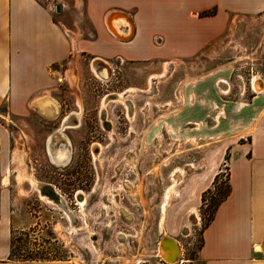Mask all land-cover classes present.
Listing matches in <instances>:
<instances>
[{
	"label": "rangeland",
	"instance_id": "obj_1",
	"mask_svg": "<svg viewBox=\"0 0 264 264\" xmlns=\"http://www.w3.org/2000/svg\"><path fill=\"white\" fill-rule=\"evenodd\" d=\"M40 1L55 15L65 13L66 23L69 20L75 29L82 15V0ZM93 64V60L83 59L72 65L67 80H60L53 97L59 105L58 114L47 116L36 111L22 119L7 118L13 134L7 178L13 258L64 260L73 264H84L87 260L93 261L88 264L101 260V264H138L135 263L138 261L157 264L149 256L157 250L165 232L181 249L176 264H202L199 250L203 231L228 192L226 162L217 187L203 194L201 206L193 213L179 208L180 192L190 176L203 169V158L208 151H215L218 157L222 147L219 144L225 137L223 115L218 108L216 135H209L214 138L206 133L210 129L208 125H212L211 118L205 120L200 135L194 130L196 126L180 128L183 121H178V116L192 114L191 109L194 111L198 103L191 96L185 103L182 94L184 90L191 95L188 89L192 84L207 78L216 82L217 103L223 104L224 100L246 105L263 94L264 15L233 24L228 38L191 60L167 64L116 60L108 80L96 74ZM255 80L263 85L260 91L254 86ZM182 107L186 113H181ZM67 112L80 113V128L69 134L83 145L78 146L76 141L78 156L66 170L50 162L45 141ZM99 136L102 156L91 158L88 150L92 144L87 143L94 137L97 138L92 142H96ZM22 152L26 155L23 169L30 178L21 176L17 166L16 157ZM33 180L53 184L64 197L72 198L76 190H84L88 204L70 207L79 223H68L67 214L57 204L42 198ZM111 217L117 218V223L107 232L105 228ZM86 218L91 228L88 231L96 229L110 234L102 241L99 253L86 248L89 241L79 230ZM131 227L142 232L137 243L118 237L120 232L136 235L137 230H123ZM69 230L71 235L66 233Z\"/></svg>",
	"mask_w": 264,
	"mask_h": 264
},
{
	"label": "crops",
	"instance_id": "obj_2",
	"mask_svg": "<svg viewBox=\"0 0 264 264\" xmlns=\"http://www.w3.org/2000/svg\"><path fill=\"white\" fill-rule=\"evenodd\" d=\"M82 2V15L72 29L65 13L55 15L40 0H0V264H73L13 258L7 183L13 134L7 118L39 112V103L53 100L60 80H67L72 65L83 59H99L110 67L116 60L184 62L228 38L233 24L264 15V0ZM215 86V80L207 78L192 84L191 95L183 90L185 103L189 96L198 103L192 114L178 116L183 121L180 128L196 126L200 135L205 120L211 118L206 133L214 138L209 135H216L215 114L220 108L225 137L218 157L208 151L203 169L186 181L179 208L190 214L199 209L203 194L219 183L226 162L229 194L203 231L199 259L202 264H264V93L246 105L224 100L221 104ZM53 101L49 116L58 114L59 105Z\"/></svg>",
	"mask_w": 264,
	"mask_h": 264
},
{
	"label": "flooded vegetation",
	"instance_id": "obj_3",
	"mask_svg": "<svg viewBox=\"0 0 264 264\" xmlns=\"http://www.w3.org/2000/svg\"><path fill=\"white\" fill-rule=\"evenodd\" d=\"M75 114V112H71L68 114V112L66 113V115H64L62 118V120L60 121L59 125L57 126V128L53 129V132L46 138V141H45V152H46V155L48 157V159L50 160V154L48 152V140L51 136H53V134H55L56 132L60 131L61 130V127L63 125V123L65 122L66 124L69 123L70 125H68V127L66 129H64V132H65V135L68 137L69 141H70V147H71V156L69 158V161L64 164V165H55V163H53L51 160L50 162H52V164L56 167H60V168H64V169H68V167H70L73 163V159L77 158V145L76 143L79 141V145L78 146H81L83 145V143L80 142V140H77L76 137L72 136L71 134H69V131L71 130H76L78 128H80V120L76 119L75 121H67L69 117H73ZM67 119V120H66ZM101 134V133H100ZM97 137H94V138H91V140L93 141V139H95ZM100 138V136H99ZM102 138L100 139H96V142H92V141H89L87 144L91 143L92 146L90 148V150H88L89 152V155L91 158H93V156L95 157H101L102 156V142H99L101 141ZM83 141L87 142L86 139H82ZM77 141V142H76ZM78 144V143H77ZM41 183H44V184H50V183H47V182H41ZM50 185H53V184H50ZM54 186V185H53ZM55 187V186H54ZM56 188V187H55ZM57 190V188H56ZM57 192L61 195L62 199L65 200L68 208L70 209L71 211V214H73V211L71 210V206L74 204V206L76 207H79V206H86L88 204V199H87V195L85 193L84 190H76L74 195L72 196V198L70 197H64L63 194H61L58 190ZM39 193V192H38ZM40 195V193H39ZM104 220V218H101ZM77 220H79V218H76L74 216H72L71 218H69L67 216V221L68 223L70 224H77L79 223ZM109 222L107 223L106 225V230L107 232H110L111 230L114 229V227L116 226V223H117V218L115 217H111L110 220H108ZM81 224V222H80ZM82 227L79 228L81 234H86V240L89 241V243H87L88 245H86V248H88V250H93L95 251L96 253H99L102 251V241L104 240H107V238H109L110 234L109 233H105V232H100V231H95L94 232H90L88 231V228H90L89 224L90 222L88 221V218L86 219H83L82 220ZM69 229V228H68ZM137 230V234L136 235H133V234H126V233H118V237L121 238L122 240H126L128 239V243L129 242H138L139 239H141V230L140 229H136V228H129V229H123L124 231H129V230ZM158 229L160 231V234H162L161 232V228H160V224L158 223ZM83 231V232H82ZM67 234L71 235V232L70 230L66 232ZM162 240V237L160 238V240L158 241V245H157V250L154 252L153 255H150L149 257H152V258H155L156 259V263L157 264H167V262L165 260L162 259V257L159 255V245H160V241ZM121 244V243H120ZM122 246H127L125 243L121 244ZM91 247V248H90ZM110 252V250H109ZM112 253H115V250H111ZM119 252V251H118ZM179 261V260H178ZM88 262L90 263H93V261L91 260H87V263L84 261V264H88ZM100 262L101 261H97L96 263L97 264H101ZM148 261H143V263H146ZM135 263H138L140 264L141 262H135ZM178 263V262H177Z\"/></svg>",
	"mask_w": 264,
	"mask_h": 264
},
{
	"label": "bare ground",
	"instance_id": "obj_4",
	"mask_svg": "<svg viewBox=\"0 0 264 264\" xmlns=\"http://www.w3.org/2000/svg\"><path fill=\"white\" fill-rule=\"evenodd\" d=\"M100 61H102V60L98 59L94 62L93 66L95 64L97 66L99 65L98 67L96 66V71L95 70L94 71L96 72V74L99 77L103 78L104 80H108L112 74V68L109 66V64L107 62H105V61L100 62ZM254 86L257 90L263 88L262 87L263 85L260 84L258 82V80H255ZM55 105L56 104L52 99L47 98V99H45L39 103V105L37 106V110L40 113H42L43 115L49 116L52 114L51 108ZM75 114L76 115H74L73 117L71 116L68 118V120L67 119L66 120L67 121H75L76 119L79 120L80 113H75ZM68 125H70V124L67 123L64 129H66L68 127ZM64 129H61L60 132L57 134L56 133L53 134V136H51L48 140V152L50 154V160L53 163H55V165H59V166L66 164L69 161V158L71 156L70 141H69L68 137L65 135ZM16 160H17V166L21 170V176L29 177L30 175H27L28 173H25V171L23 169L25 166L24 164L26 162V155H24L23 152L21 154L19 153L18 156L16 157ZM33 183H35L36 186L38 187V190L41 192L42 198L46 197L45 199H47L51 202H53V201L50 200V196L51 197L53 196L55 199H59L61 201V203H60V205H58V207L65 214H67V216L69 218H71L73 216V214H71V211L68 208L65 200L62 199L61 195L57 192V190L55 188H53L52 185L36 182V180H33ZM165 208H166V205L164 206V210H165ZM163 234H164L163 238L164 237H170V236H167L165 234V232H163ZM170 238H172V237H170ZM159 252H160L162 259L165 260L166 262L167 261H169V262L177 261V256L175 253H173V252L171 253V252L163 250L162 248H160V245H159Z\"/></svg>",
	"mask_w": 264,
	"mask_h": 264
},
{
	"label": "water",
	"instance_id": "obj_5",
	"mask_svg": "<svg viewBox=\"0 0 264 264\" xmlns=\"http://www.w3.org/2000/svg\"><path fill=\"white\" fill-rule=\"evenodd\" d=\"M57 12L58 13L61 12V7L60 6L57 7ZM65 126H66V123L64 122L62 127H61V129H64ZM59 132L60 131L56 132V134L59 133ZM50 200H52L57 205H60V203H61V201L59 199H55L53 196L52 197L50 196ZM160 248H162L165 251L171 252V253L173 252L177 256V261H174V262L167 261V264H176V262H178V260L180 258L181 249H180L177 241L173 240L170 237H164L161 240V242H160Z\"/></svg>",
	"mask_w": 264,
	"mask_h": 264
},
{
	"label": "trees",
	"instance_id": "obj_6",
	"mask_svg": "<svg viewBox=\"0 0 264 264\" xmlns=\"http://www.w3.org/2000/svg\"><path fill=\"white\" fill-rule=\"evenodd\" d=\"M217 185H218V181L215 183V188L217 187ZM229 194V187H228V192H227V194L223 197V199L221 200V202L227 197V195ZM220 202V203H221ZM220 203H219V205H220ZM218 205V206H219ZM218 208V207H217ZM217 210V209H216ZM14 250V249H13ZM14 252V251H13Z\"/></svg>",
	"mask_w": 264,
	"mask_h": 264
}]
</instances>
